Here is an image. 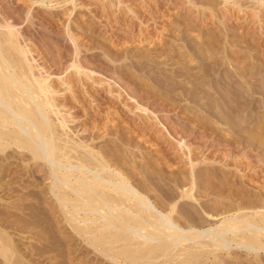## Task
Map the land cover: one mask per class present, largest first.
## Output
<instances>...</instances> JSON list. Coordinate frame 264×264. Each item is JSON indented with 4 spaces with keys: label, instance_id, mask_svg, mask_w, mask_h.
<instances>
[{
    "label": "rangeland",
    "instance_id": "obj_1",
    "mask_svg": "<svg viewBox=\"0 0 264 264\" xmlns=\"http://www.w3.org/2000/svg\"><path fill=\"white\" fill-rule=\"evenodd\" d=\"M0 12L23 31L58 90L62 139L108 158L157 206L174 205L185 228L219 224L239 206L264 207V0H0ZM168 130L198 156L192 198L176 205L159 178L173 189L178 179L192 180L183 179L190 166ZM9 155L13 168L0 173V237L11 250L0 251V264L7 257L8 264H133L67 236L45 190L49 163L14 148ZM233 246L198 264H264L263 252Z\"/></svg>",
    "mask_w": 264,
    "mask_h": 264
},
{
    "label": "bare ground",
    "instance_id": "obj_2",
    "mask_svg": "<svg viewBox=\"0 0 264 264\" xmlns=\"http://www.w3.org/2000/svg\"><path fill=\"white\" fill-rule=\"evenodd\" d=\"M4 12H0V173L10 172L13 168L9 160L12 148L29 152L33 160L38 158L44 163H49L50 169H47L52 174V181L46 186L47 196H53L54 208L59 211L63 223L67 222L70 227L67 229L80 239H75L76 237L70 235V231L67 236L77 242L82 239L85 247L89 245L111 260L116 261L119 254L120 257L121 254H127V257L130 256L128 261L133 264H198L208 260L210 255L215 256L217 250L230 251L228 249L232 245L233 249L244 248L255 256H260V252L264 253V207L239 206L238 209L224 214L219 224L216 220L213 226L205 229L196 228L194 224L185 228L178 224V219L173 216L174 205H171L169 210L157 206L145 190H138L134 183H130L128 175L114 169V166L111 167L110 162L106 161L108 158L105 160L106 157L97 151L84 148L75 139H62L66 128L64 115H60L59 103L54 97L58 90L54 88L55 85L49 78L47 69L42 66L43 63L35 62V56L31 53L33 47L29 48V41L20 35L23 31L18 32L19 28L16 29L12 21L8 20L10 16ZM73 61L70 65L79 72L80 64L78 66ZM84 70L91 72L86 68ZM61 84L63 90L69 88V82L64 79ZM66 131L68 133V130H65V133ZM167 132L177 138V145L184 150V160L190 166L188 174L181 178L192 180L190 184H186L178 179V185L173 189L163 178H159V182L170 189V193L166 195L167 203H175L176 198H192L195 180L192 166L198 156L194 158L195 154L193 155L189 145L182 141L183 137L178 138L174 136L176 133L169 130ZM8 148H11L10 153ZM18 161L23 164L20 159ZM24 164L28 166L26 161ZM18 172L21 173L20 170ZM131 174L132 172L129 173L130 176ZM27 192L29 193L26 194H30V191ZM36 197L39 198L40 195ZM181 203H184V200ZM1 237L0 251L6 256L10 247L7 238ZM5 261L9 263L8 257Z\"/></svg>",
    "mask_w": 264,
    "mask_h": 264
}]
</instances>
